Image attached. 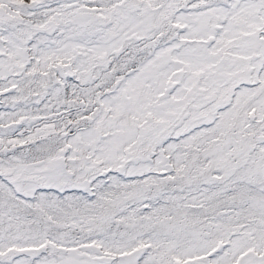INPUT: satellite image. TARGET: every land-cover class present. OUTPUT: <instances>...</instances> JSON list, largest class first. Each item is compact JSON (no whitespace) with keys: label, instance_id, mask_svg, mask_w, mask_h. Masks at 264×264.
Here are the masks:
<instances>
[{"label":"bare ground","instance_id":"1","mask_svg":"<svg viewBox=\"0 0 264 264\" xmlns=\"http://www.w3.org/2000/svg\"><path fill=\"white\" fill-rule=\"evenodd\" d=\"M260 14L0 0V264H264Z\"/></svg>","mask_w":264,"mask_h":264},{"label":"water","instance_id":"2","mask_svg":"<svg viewBox=\"0 0 264 264\" xmlns=\"http://www.w3.org/2000/svg\"><path fill=\"white\" fill-rule=\"evenodd\" d=\"M251 2H256L257 4H261L262 6V14L260 15H256L255 16V24L253 25V27L251 28L252 30H254L255 28H257L261 23H264V0H248ZM260 2V3H259ZM258 16H261L258 18ZM227 18H224L222 20V26L224 28V23L227 21ZM245 32H243L239 38H243V34ZM263 70H264V52L263 53H253V64H252V70H251V84L249 86V88H254L256 86H259L262 83V74H263ZM241 77H239L237 80L241 79ZM264 116V110H259L257 107H251V110L248 111V117L247 120L249 122V124H253L256 122V120L258 118H262ZM263 145H264V141H263ZM261 163H262V168L263 171L258 175V176H262L263 180H264V156L261 158ZM260 189L264 191V182H261L259 185ZM227 236L220 238L219 240H217L213 246H211L208 250H206V254H205V258L201 259V260H197L195 261V263H199V264H217L216 262V257L217 256H221L223 254V252L229 247V242L227 240ZM264 247V243L262 245ZM264 249V248H263ZM208 251H212L211 254L208 255ZM264 256V253H263ZM173 264H180L177 260L175 261V259L173 260ZM219 264H235L232 262H228V263H224L220 258H219Z\"/></svg>","mask_w":264,"mask_h":264}]
</instances>
